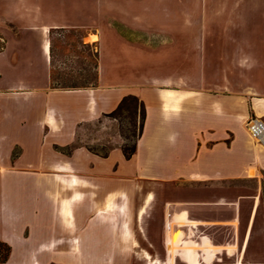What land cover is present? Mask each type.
Listing matches in <instances>:
<instances>
[{
    "label": "crops",
    "instance_id": "obj_1",
    "mask_svg": "<svg viewBox=\"0 0 264 264\" xmlns=\"http://www.w3.org/2000/svg\"><path fill=\"white\" fill-rule=\"evenodd\" d=\"M14 1L11 10L0 0V101L9 104L0 105V165L24 155L37 164L25 176L40 181L44 215L34 220H42L48 234L25 252L18 249V234L0 231L10 257L30 260L20 264H155L172 254L174 264H216L225 257L232 259L228 264H243L262 212L264 149L244 126L249 116L264 119V59L249 54L259 41L227 31L179 35L164 25L169 45L180 41L186 51L238 53L233 72L226 68L221 80L197 82L177 76L106 81L98 64L95 85L56 88L50 81L51 30L63 22L54 15L34 17L28 13L32 3ZM227 1L220 9L228 8ZM185 19L193 25V16ZM93 41L101 45V32ZM242 53L250 61L245 79L238 65ZM6 70L16 77L4 83ZM126 94L143 100L146 111L128 159L116 120L107 115ZM97 143L113 146L104 156L88 148ZM15 145L21 152L13 159ZM66 147L68 152L61 150ZM157 215L161 252L135 247L141 243L135 228L153 226ZM188 245L196 247L192 256L183 249Z\"/></svg>",
    "mask_w": 264,
    "mask_h": 264
},
{
    "label": "rangeland",
    "instance_id": "obj_2",
    "mask_svg": "<svg viewBox=\"0 0 264 264\" xmlns=\"http://www.w3.org/2000/svg\"><path fill=\"white\" fill-rule=\"evenodd\" d=\"M1 1L9 5L11 10L16 4L14 0ZM225 1L227 0H26L32 3L28 5V13L34 17L54 15L63 22L62 27L51 30L50 76L59 85L58 88L90 86L94 81L96 64H100L103 79L106 81H139L177 76L197 82L202 77L221 80L226 68L233 72L234 57L238 53L216 50L186 51L184 43L180 41L169 45L168 33L162 30L164 25H168L179 35L188 31L197 36L201 30L241 34L245 38L259 41V46L249 54L254 58L264 59V45L261 44L264 40V0H237L235 5V0H229L228 8L220 9ZM187 13L194 19L193 25L188 27L185 25ZM204 14L207 17L205 22L202 20ZM2 22L7 26L12 25L7 20ZM99 32L102 34V42L98 47L89 37L95 34L97 38ZM1 44L3 40L0 35ZM247 54L242 53V60L238 64L242 69L243 79L244 72L250 67ZM14 77L16 73L3 71L4 83ZM182 86L185 87V84ZM0 105L9 104L1 100ZM115 123L118 129V121ZM124 124L129 125L126 119ZM133 128L137 134V116L134 118ZM112 146L111 143L89 145L99 153L108 151ZM61 150L68 152L70 148ZM11 152L14 159L21 152V148L15 145ZM32 170H37V164L26 155L17 163L8 160L5 165H0V231L8 235H13L14 232L18 234V249L25 252H29L48 234L45 223L34 220L37 214L44 215V208L40 181L25 176L33 175ZM4 174L11 176L5 177ZM261 181L262 212L259 213L242 252L243 264H264V229L261 217L264 211V178ZM252 187L253 184L243 189L250 190ZM243 216L246 217V213ZM137 225H143V221L137 222ZM152 225L135 228V234L141 243L136 242L134 245L137 248L140 245L151 251L161 252L158 215ZM175 240L176 236L173 235L167 247L170 253L175 249ZM183 249L190 251L192 256L196 247L188 245L183 246ZM10 254L11 251L7 260L0 264L30 261L10 257ZM189 261L188 259V264ZM230 262L232 259L227 257L215 261L216 264ZM163 263L174 264L172 254Z\"/></svg>",
    "mask_w": 264,
    "mask_h": 264
},
{
    "label": "trees",
    "instance_id": "obj_3",
    "mask_svg": "<svg viewBox=\"0 0 264 264\" xmlns=\"http://www.w3.org/2000/svg\"><path fill=\"white\" fill-rule=\"evenodd\" d=\"M3 44L0 45V50L3 48ZM96 73L94 81L91 85H95L97 80V64L95 65ZM51 86L58 88L59 85L56 84L52 75L50 76ZM90 85V86H91ZM85 87V86H81ZM145 104L135 94H126L118 102L116 107L107 113L108 116L115 118L118 121V132L122 137V143L120 145L121 152L125 158H130L136 150L137 138L141 135L144 121H145ZM138 118V133L136 134L134 127V118ZM127 120L128 126L124 124V120ZM90 150L94 151L92 148L88 147ZM97 152V151H95ZM108 151L100 153L106 155ZM99 153V152H97ZM11 251V246L3 240H0V262L7 260L9 253Z\"/></svg>",
    "mask_w": 264,
    "mask_h": 264
},
{
    "label": "built area",
    "instance_id": "obj_4",
    "mask_svg": "<svg viewBox=\"0 0 264 264\" xmlns=\"http://www.w3.org/2000/svg\"><path fill=\"white\" fill-rule=\"evenodd\" d=\"M246 129L253 142L264 147V119L258 116H250L246 120Z\"/></svg>",
    "mask_w": 264,
    "mask_h": 264
},
{
    "label": "bare ground",
    "instance_id": "obj_5",
    "mask_svg": "<svg viewBox=\"0 0 264 264\" xmlns=\"http://www.w3.org/2000/svg\"><path fill=\"white\" fill-rule=\"evenodd\" d=\"M90 39L91 40H96L97 38H96V35H94V34H92L91 36H90ZM77 195H72V196H70L69 198H66V199H64L63 200V208H68V206L70 205V203L75 199V197H76ZM153 262H156V261H153ZM155 264H164V263H160V262H157V263H155Z\"/></svg>",
    "mask_w": 264,
    "mask_h": 264
}]
</instances>
